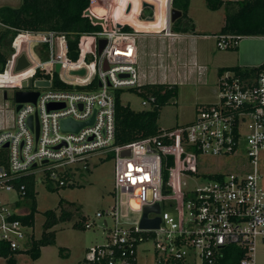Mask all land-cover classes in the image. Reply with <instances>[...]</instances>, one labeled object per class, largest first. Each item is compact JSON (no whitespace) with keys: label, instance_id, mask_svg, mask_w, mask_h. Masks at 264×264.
I'll use <instances>...</instances> for the list:
<instances>
[{"label":"built area","instance_id":"obj_1","mask_svg":"<svg viewBox=\"0 0 264 264\" xmlns=\"http://www.w3.org/2000/svg\"><path fill=\"white\" fill-rule=\"evenodd\" d=\"M171 1L156 29L167 37L178 36L170 29ZM128 5V0H89L86 9L103 22L94 23L88 16L100 28L79 33L76 59L67 55L65 32L21 30L13 38L0 84L38 94L34 102H22L18 109L14 106L11 122L0 128V241L11 250L26 249L32 235L28 231L33 226L16 218L28 212L25 206L16 205L25 195V185L17 184L19 177L46 171L50 179L63 185L59 173L75 174L88 167L90 155L113 153V203L95 213L109 217L113 224L107 228L104 243L86 250L85 264H136L139 246L148 241L152 242L154 264H261L254 248L257 242L264 243V70L254 77L222 72L216 79V101L195 105L190 122L115 145V92L145 84L137 67L136 37L146 32L128 19L132 10L131 4L127 10ZM242 37L216 35L214 39L219 49H227ZM99 39L105 40L100 53ZM21 53L28 65L15 71ZM29 78L32 83L48 80L49 85L22 87L21 82ZM57 81L69 87L53 86ZM140 97L145 108L155 101L152 95ZM91 117L90 123L77 130L61 128L62 119L84 122ZM125 149L129 155L121 156ZM209 156L234 157L235 168L199 173L198 159ZM200 175L207 178L204 184L183 186V178ZM3 192L17 195L13 206L2 201ZM121 198L126 205L140 206L136 220L127 221L129 214L120 220ZM155 203L159 211H148L147 217H159L158 226L139 227L143 208ZM90 225L88 220L84 223Z\"/></svg>","mask_w":264,"mask_h":264},{"label":"rangeland","instance_id":"obj_2","mask_svg":"<svg viewBox=\"0 0 264 264\" xmlns=\"http://www.w3.org/2000/svg\"><path fill=\"white\" fill-rule=\"evenodd\" d=\"M110 3L112 0H105ZM140 1L128 0L131 4V14L128 19L132 22L138 21L143 27L144 21H149L148 17H155L150 22L160 24L163 22L168 0H145L153 3L154 8L145 7L141 10L140 19L136 18V13L140 10ZM226 1V0H223ZM21 0H0L1 5L16 7ZM171 8H172V4ZM113 6L110 15L112 17ZM118 13V12H117ZM127 14V13H126ZM188 17L194 27V34L197 38H185L181 36L160 37L158 34L153 36H137L138 45L137 67L143 83H175V94L172 99L160 108L156 123L159 128H170L185 125L193 119L195 104L211 103L217 99V67L228 64V58L232 55L231 48L219 49L215 44L214 36L220 29L224 21L225 9L222 5L218 9L212 10L207 6L206 0H189L187 11ZM138 17V16H137ZM137 19V20H136ZM123 21V19L121 18ZM159 20V22H158ZM172 32L174 30L171 27ZM1 27V23H0ZM146 27V26H145ZM100 28V25L98 26ZM155 29L151 26L149 29ZM180 33V32H179ZM87 39V38H86ZM126 40H132L126 38ZM19 42L17 37L13 45ZM194 45L197 49H203L205 56L200 57L202 64L206 65V70H198L197 60L189 55L188 47ZM184 51L182 56L178 55V63L173 64L174 57L172 49ZM13 49V48H12ZM179 53V52H178ZM189 65L188 68L183 63ZM198 62V64H200ZM204 62V63H203ZM14 86L0 84V106L4 115L11 122L14 114ZM6 92V97L3 93ZM121 103L128 105L131 109L139 111L145 108L141 104V97L134 91L122 89L120 93ZM109 153L100 155H90L88 157V167L78 169L73 179V186L57 187L49 190L44 182L46 171L37 172L35 175V200L36 212L34 215V225L32 232L35 237H39L42 231L44 211L53 209L59 214L62 208L68 209L73 213L71 219L61 221L53 226L55 231V242L51 245L42 246L40 255L36 259H31L27 253L16 255L18 264H85L86 250L96 244L104 243L107 238L108 227L112 226L109 217H96L95 213L109 207L113 203V184H114V159L107 157ZM192 165V162H190ZM236 159L234 157H201L198 159L197 171L199 173L222 171L227 172L235 168ZM207 178L192 177L183 178L185 188H194L205 183ZM55 186V183H53ZM17 195L14 192H3L2 201L6 206H13ZM62 200L59 203V200ZM120 220L125 219L122 215L129 214L127 221L136 220L139 217L140 206L134 202H126L121 198ZM72 202L73 204H70ZM26 209L28 207L23 204ZM82 214L90 223L89 227L74 226ZM126 224V223H123ZM62 249V252L59 249ZM136 264H154V250L152 242H144L139 246ZM255 257L258 263L264 264V243L257 242L254 248ZM0 258V264L3 262Z\"/></svg>","mask_w":264,"mask_h":264},{"label":"trees","instance_id":"obj_3","mask_svg":"<svg viewBox=\"0 0 264 264\" xmlns=\"http://www.w3.org/2000/svg\"><path fill=\"white\" fill-rule=\"evenodd\" d=\"M209 9L215 10L224 6V21L215 35L241 36H264V0H206ZM172 8L181 11V15L172 22L174 32L192 33L194 27L191 19L187 15L189 0H172ZM89 6V0H21L16 7L0 6V73L6 67V58L12 52V41L21 30H53L65 32L67 38V55L70 59L78 56V38L81 32H91L99 29V25L90 22L88 16L83 15V11ZM151 23V22H150ZM137 29H149L140 26L138 21L133 22ZM128 29V26H124ZM237 40V39H235ZM232 45L231 49H235ZM232 71L240 77H254L264 70V62L256 67L226 66L217 69V75L224 71ZM37 75V74H36ZM60 88H68L67 84L60 81L54 85ZM131 91H138V95H152L155 101L147 108L136 111L128 105H124L120 100L121 90L115 92V139L114 144L121 146L138 140H142L159 134L161 128L158 127L156 120L159 116L160 108L168 103L175 94V85L169 83H145L137 89L129 88ZM139 95V96H140ZM107 157H113L109 153ZM74 173L68 171L59 173V178L64 180L63 185H58L55 180L44 175V182L49 190L57 187L73 186ZM18 183L25 185V195L18 198L16 205H26L28 212L18 216L22 223L33 226L34 215L36 212L35 200V175L29 174L19 177ZM55 183V186L53 185ZM62 200H59L61 203ZM70 204H73L70 202ZM80 215L74 226H84L87 219L79 214V208H75ZM73 213L62 208L57 214L53 209L44 211L42 231L39 237L33 234L28 239L26 249L11 250L7 243L0 241L1 264H18L16 255L27 253L31 259H36L40 255L42 246L51 245L55 242V231L53 226L61 221L71 219ZM62 252V249H59ZM238 256V255H237ZM236 257V256H235ZM236 260H231L234 263Z\"/></svg>","mask_w":264,"mask_h":264},{"label":"water","instance_id":"obj_4","mask_svg":"<svg viewBox=\"0 0 264 264\" xmlns=\"http://www.w3.org/2000/svg\"><path fill=\"white\" fill-rule=\"evenodd\" d=\"M145 7H149V8L152 9L153 8V4L143 1L142 2V8H145ZM129 8H130V4L128 5V9L127 10H129ZM83 14L89 16L90 20L92 22H94V23L103 22L102 18L95 17L94 15H92L90 13V11L88 9H85L83 11ZM180 15H181V11L180 10L175 9V8H171L170 9V21L171 22H173ZM148 19L151 20V19H153V17H148ZM115 25L117 27L120 26L118 23H115ZM104 44H105V40L104 39H99L98 40V45H97V52L98 53H100V51L103 48ZM92 48H93V45H92ZM27 65H28V62L25 59L24 54L21 53L19 55V57L17 58L15 71H19V70L23 69L24 67H26ZM57 67H58V65H57ZM79 73L82 74L83 70H80ZM31 84H33L34 87H36V86H48L49 85V81L48 80H35L32 83V79L29 78L28 80L21 82V86L22 87L30 86ZM37 94H38L37 91L15 90L14 91V96H13L14 97V102H16L15 109H18L22 102H28V101L34 102L35 99H36ZM3 95H4V97H6V92H4ZM60 106H63V104H60ZM49 107L50 108L54 107V105L50 104ZM91 121H92V117L89 120L84 121V122H75V121H72L70 119H62L61 120V128H62V130H77L80 126H82L84 124H87V123H90ZM27 122H28V125L31 127L32 126V117L31 116L28 117ZM35 123H36L35 133L37 135L38 125H37V120L36 119H35ZM4 146H7V144H4ZM129 153H130V150L129 149H125V150H122L120 152V155L121 156H126V155H129ZM148 211H156V212H158L159 211V204L155 203L152 206H145L143 208L142 216H141V219L139 221V227H141V228H156L158 226V223H159V217L148 218L147 217Z\"/></svg>","mask_w":264,"mask_h":264},{"label":"crops","instance_id":"obj_5","mask_svg":"<svg viewBox=\"0 0 264 264\" xmlns=\"http://www.w3.org/2000/svg\"><path fill=\"white\" fill-rule=\"evenodd\" d=\"M144 22L145 23L143 26H146L145 24H148V22H150V21H148V22L144 21ZM161 25H162V22H161ZM151 26L155 27L154 31L148 32L145 29H143L144 30L143 32H146V33H143L144 35H142V36H145V37L153 36V37H155L156 35H154V34H158V36H160V37H167V36L163 35L162 33H159L156 30V29L161 27L160 24L151 23ZM174 33L178 34V36L185 37V38H197L198 37L192 33H178V32H174ZM188 49H189V51H188L189 55H191L192 58H195L198 62L201 61L200 57L205 56L204 50L203 49H197L196 47H194V45L188 47ZM188 49H184V48H182V50L172 49L173 53L175 50V53L172 54V56L173 57L177 56V57H174L175 60H173L174 61L173 64L176 65V63H178V61H177L178 55L182 56L183 52L184 51L187 52ZM136 51H137V59H138L137 42H136ZM181 51H182V54H181ZM228 61H229L228 64L219 65L217 68L226 67V66H233V65L249 68V67H256V66L260 65L261 63H263L264 62V36H243L242 38H240L235 49L232 50V55L228 58ZM198 62H197L198 70L201 69L202 72H204L206 70V65L202 64L200 62H199L200 64H198ZM182 63H183V66L188 68V70H189V65L185 64L184 62H182ZM188 72L190 73L191 70H189ZM155 83H158V82H155ZM160 83H162V82H160ZM169 84L173 85V83H169ZM0 111H2L1 108H0ZM8 119L4 115L3 112H0V128L3 127L6 124V122L9 123Z\"/></svg>","mask_w":264,"mask_h":264}]
</instances>
